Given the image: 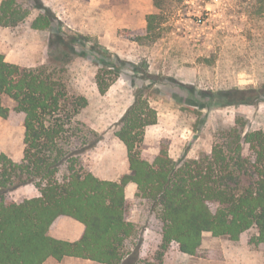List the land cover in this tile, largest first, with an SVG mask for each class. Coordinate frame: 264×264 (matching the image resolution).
<instances>
[{
    "label": "rangeland",
    "instance_id": "1",
    "mask_svg": "<svg viewBox=\"0 0 264 264\" xmlns=\"http://www.w3.org/2000/svg\"><path fill=\"white\" fill-rule=\"evenodd\" d=\"M20 3L29 15L17 27L0 26V54L21 67L47 66L70 94L87 99L78 120L101 141L83 157V164L99 179L120 181L129 174L126 149L114 131L138 91L157 113L156 124L146 128L140 145L149 161L162 148L175 161L209 153L217 137L236 124L245 131H264V102L221 107L200 93L264 84V0ZM39 3L56 17L52 31L74 38L76 53H49L51 31L32 28L42 12ZM150 15L155 16L151 29ZM98 72L109 85L104 93L98 89ZM3 103L13 107L9 100ZM23 137V115L0 117V154L20 162ZM135 192L136 186L125 187L135 232L124 248V264H164L166 259L167 264H236L240 257L248 264H264V246L243 252L228 237L211 233L203 234L201 247L220 254L218 257L187 256L172 243L159 261L161 224L147 205L135 198ZM37 195L33 186H25L10 197L21 201ZM58 221L56 233L72 238L63 231L75 233L78 223L66 217ZM252 234L250 231L243 238L248 241Z\"/></svg>",
    "mask_w": 264,
    "mask_h": 264
},
{
    "label": "trees",
    "instance_id": "2",
    "mask_svg": "<svg viewBox=\"0 0 264 264\" xmlns=\"http://www.w3.org/2000/svg\"><path fill=\"white\" fill-rule=\"evenodd\" d=\"M20 1H1V27H17L27 18L29 11ZM38 6L42 12L32 28L51 31L49 53H76L73 37L52 31L54 13ZM154 18L149 16L150 29ZM96 80L104 93L109 85L99 72ZM200 93L221 107L264 102V84ZM87 104L85 97L70 94L47 66L21 67L0 54V117L21 114L24 127L21 161L0 154V264H44L65 257L124 264V248L135 232L125 196L129 184L161 224L159 261L172 243L187 256L218 257L202 249L204 233L236 242L253 231L249 246H264V131H245L236 124L217 137L209 153L175 161L162 148L149 161L140 145L146 128L156 124L157 113L138 91L114 131L126 149L129 174L120 181L102 180L83 164V157L101 141L78 120ZM25 186H33L38 195L21 201L10 197ZM62 217L83 225L79 240L49 235Z\"/></svg>",
    "mask_w": 264,
    "mask_h": 264
},
{
    "label": "crops",
    "instance_id": "3",
    "mask_svg": "<svg viewBox=\"0 0 264 264\" xmlns=\"http://www.w3.org/2000/svg\"><path fill=\"white\" fill-rule=\"evenodd\" d=\"M134 187H135V185L131 184V188L134 189ZM59 219H61V218H59ZM57 221L52 225V227L50 228V231H49V235L52 238L58 239V240L69 241V242H75V241L79 240V238L81 237V235L83 234V231H84V227L82 224L77 222L78 227H77V231L75 233H73L71 231H63L72 237V238H70V237L68 238V237H64L65 235L63 233H59V234L56 233V231L59 230V228H60V225L58 224L59 221L58 222ZM234 243H236V246L238 249H240V248H241V250L243 249L242 250L243 252H249L250 251V246L248 244V241L246 239H244L243 236L240 238V240L238 242H234ZM235 263L236 264H248L246 259H243V258L241 259V257L239 259L235 260ZM44 264H100V263L93 262L90 260L79 259V258L65 257L61 261H57L53 258H49L48 260H46L44 262ZM164 264H167V259H166V262Z\"/></svg>",
    "mask_w": 264,
    "mask_h": 264
}]
</instances>
